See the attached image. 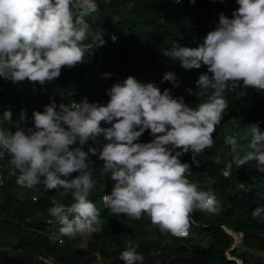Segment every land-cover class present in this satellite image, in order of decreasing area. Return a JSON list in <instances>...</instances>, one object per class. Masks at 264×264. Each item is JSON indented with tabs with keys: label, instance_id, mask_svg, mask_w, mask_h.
I'll use <instances>...</instances> for the list:
<instances>
[{
	"label": "clouds",
	"instance_id": "1",
	"mask_svg": "<svg viewBox=\"0 0 264 264\" xmlns=\"http://www.w3.org/2000/svg\"><path fill=\"white\" fill-rule=\"evenodd\" d=\"M235 2L238 8L231 18L220 13L214 30L201 42L193 40L196 46L174 41L162 53L178 60L185 70L207 68L195 81L207 98L195 107L183 96L174 97L171 89L161 91L155 82L128 76L107 90L106 105L86 97L72 105H57L55 96H50L43 111L31 113V127L25 110L15 121L10 109L3 111L0 125L7 127L0 126V158L9 157L8 175L15 177L16 185L35 192L42 187L45 192L71 193L69 205L52 197L48 215L61 225L53 239L63 244L64 237L102 231L101 213L89 199L98 183L89 168L90 156L103 162L101 174L113 181L101 198L113 215L132 220L146 216L162 235L187 239L196 212L219 215L223 211L217 194L189 178L192 166L200 167L197 156L214 145L213 135L228 109L226 93L243 97L247 89L264 92V0ZM189 3L194 5L196 0ZM97 12L96 0H0V78L13 84L27 80L43 90L61 76L63 68L83 64L86 53L106 44L105 33L93 30L86 19ZM111 39L115 43L117 37ZM111 75L105 73L101 79ZM164 82L179 87L173 72L163 75ZM186 91L191 95V89ZM245 127L241 138L250 139L243 156L237 153L239 134L225 136L232 156L221 170L226 179L233 164L240 168L255 161L264 166V131L258 122ZM146 132L151 140L141 142ZM89 144L94 146L85 151ZM189 153L191 164L182 162ZM212 159L221 162L219 155ZM3 182L0 176V186ZM250 215L264 223V205ZM137 248L130 245L119 259L124 264H144Z\"/></svg>",
	"mask_w": 264,
	"mask_h": 264
},
{
	"label": "trees",
	"instance_id": "2",
	"mask_svg": "<svg viewBox=\"0 0 264 264\" xmlns=\"http://www.w3.org/2000/svg\"><path fill=\"white\" fill-rule=\"evenodd\" d=\"M178 1L179 5L177 0H110V3L96 0L99 12L86 19L93 30L105 33V46L86 53L83 64L63 68L61 76L46 83L43 90L41 85L27 80L13 84L0 78V116L5 109H10L15 121L23 109L29 117L27 126L31 127V113L43 111L50 103V96H55L57 105H72L85 97L89 102L106 105L109 100L106 92L113 84L128 76L144 83L157 81L162 71L173 72L179 87L164 82L161 91L171 89L174 97L183 96L193 107L203 102L207 98L205 90L197 88L195 81L207 68L185 70L178 60L172 61L162 53L174 41L187 47L196 46L193 40L201 42L214 30L220 13L231 18L238 5L235 0H196L194 5L189 0ZM113 35L117 37L115 43L111 39ZM94 71L111 72L115 76L98 81ZM187 89H191V95ZM226 97L228 109L213 135L214 145L197 156L200 167L193 165V177L189 178L217 194L223 211L219 215L196 212V224L187 239L162 235L146 216L132 220L107 210L101 198L111 190L113 181L109 175L101 174L103 162L90 156L89 168L98 183L89 199L101 213L102 231L91 234L85 248L76 246L67 237L63 238L62 245L52 242L53 234L61 227L48 215L52 197L69 205L73 202L71 193L61 195L62 190L45 192L41 187L35 192L18 187L15 177L8 175V168L0 192V264H45L37 256L46 257L48 264H93L96 253L102 264H124L119 257L130 245H138L144 264H235L233 258L242 259L244 264H264V223L253 220L250 215L257 206L264 205V171L252 161L240 168L233 164L232 175L227 179L221 175L226 162L232 159L225 136L260 119L264 122V92L247 89L243 97L236 93H226ZM150 140L146 132L141 142ZM247 145L244 151L248 150ZM89 146L94 145H86L84 150ZM244 151L237 149L240 156ZM217 155L221 157L220 163L213 162L212 158ZM181 161L191 164V153ZM213 178L216 183H212ZM33 196L38 199L34 200ZM228 231L241 235L238 248L231 250L232 238Z\"/></svg>",
	"mask_w": 264,
	"mask_h": 264
},
{
	"label": "built area",
	"instance_id": "3",
	"mask_svg": "<svg viewBox=\"0 0 264 264\" xmlns=\"http://www.w3.org/2000/svg\"><path fill=\"white\" fill-rule=\"evenodd\" d=\"M176 4L179 5V1L178 0H177ZM105 73L112 74L111 77H114L115 76L114 73H111V72H97V71H94V74L96 75L98 81L106 80V79H101V76L103 74H105ZM165 73H167V72L166 71H162L159 80H157V81H149V82H155L156 85L158 87H160L161 84H162L161 81H162L163 75ZM257 122L259 123V126L261 127V131H264V122H263V120L260 119ZM0 126H2V125H0ZM8 159H9V157L7 155H5L3 158H0V176L3 177V181H4L3 182V185L0 186V192H1L2 188L5 185V180H6V173L5 172L8 169ZM51 241L52 242H56L59 245H62V244L59 243L58 240H54L53 239ZM37 260L38 261H41V262H43L45 264H48L49 263V260L46 257H44V256H37ZM93 264H102L101 259H100V256H99L98 253L95 254V261L93 262Z\"/></svg>",
	"mask_w": 264,
	"mask_h": 264
},
{
	"label": "rangeland",
	"instance_id": "4",
	"mask_svg": "<svg viewBox=\"0 0 264 264\" xmlns=\"http://www.w3.org/2000/svg\"><path fill=\"white\" fill-rule=\"evenodd\" d=\"M234 133H238L239 135L237 136V140H238V145H237V149L238 151L242 152L240 149L243 148V151L245 150V147L247 145V143L249 142V139H242L241 137L243 136V134L247 131L246 127L245 128H238V129H234L233 130ZM261 168L264 171V166H261ZM228 234L231 236L232 238V246H231V250L238 248L240 246L241 243V235L234 233V232H229ZM70 241H73L74 244H76V246L80 247V248H85L86 245L91 241V234H84V235H78L75 239H69ZM65 241V240H64Z\"/></svg>",
	"mask_w": 264,
	"mask_h": 264
},
{
	"label": "water",
	"instance_id": "5",
	"mask_svg": "<svg viewBox=\"0 0 264 264\" xmlns=\"http://www.w3.org/2000/svg\"><path fill=\"white\" fill-rule=\"evenodd\" d=\"M241 240H242V237H241Z\"/></svg>",
	"mask_w": 264,
	"mask_h": 264
}]
</instances>
